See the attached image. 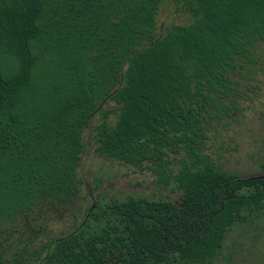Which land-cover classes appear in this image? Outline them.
I'll list each match as a JSON object with an SVG mask.
<instances>
[{
  "label": "trees",
  "instance_id": "16d2710c",
  "mask_svg": "<svg viewBox=\"0 0 264 264\" xmlns=\"http://www.w3.org/2000/svg\"><path fill=\"white\" fill-rule=\"evenodd\" d=\"M163 1L0 0V264H209L264 216V161L242 175L199 147L264 46V0H175L187 21L158 31ZM96 114L94 151L166 194L82 179Z\"/></svg>",
  "mask_w": 264,
  "mask_h": 264
},
{
  "label": "rangeland",
  "instance_id": "374dc122",
  "mask_svg": "<svg viewBox=\"0 0 264 264\" xmlns=\"http://www.w3.org/2000/svg\"><path fill=\"white\" fill-rule=\"evenodd\" d=\"M156 19L158 31H162L169 23L186 22L187 14L175 0H164ZM253 57L255 62L249 64L248 69L233 76L236 108H232L230 115L222 114L220 119L210 123L199 146L220 168L242 175L260 173L257 165L264 161V46H260ZM114 117L112 114L110 119ZM98 119L99 114H96L90 129L83 132L85 147L79 167L82 179L90 185L92 178L99 176L102 186L118 194L146 197L166 194L167 190L156 181L150 169L140 170L108 160L94 151L91 127ZM174 156L176 163L179 157L186 156V148L181 145L180 154ZM209 264H264V216L229 229L223 246Z\"/></svg>",
  "mask_w": 264,
  "mask_h": 264
},
{
  "label": "water",
  "instance_id": "95a60500",
  "mask_svg": "<svg viewBox=\"0 0 264 264\" xmlns=\"http://www.w3.org/2000/svg\"><path fill=\"white\" fill-rule=\"evenodd\" d=\"M259 177H264V175H262V176H259Z\"/></svg>",
  "mask_w": 264,
  "mask_h": 264
}]
</instances>
